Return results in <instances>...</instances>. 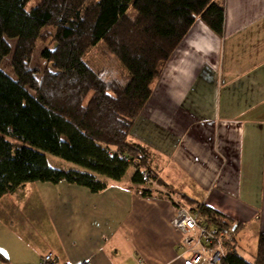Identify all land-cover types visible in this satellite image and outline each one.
<instances>
[{
  "label": "crops",
  "instance_id": "0c3cea01",
  "mask_svg": "<svg viewBox=\"0 0 264 264\" xmlns=\"http://www.w3.org/2000/svg\"><path fill=\"white\" fill-rule=\"evenodd\" d=\"M225 6L223 38L194 24L128 140L162 157V187L238 225V252L242 230L264 233V0ZM131 174L99 194L34 182L2 197L0 264H184L174 203Z\"/></svg>",
  "mask_w": 264,
  "mask_h": 264
},
{
  "label": "trees",
  "instance_id": "16d2710c",
  "mask_svg": "<svg viewBox=\"0 0 264 264\" xmlns=\"http://www.w3.org/2000/svg\"><path fill=\"white\" fill-rule=\"evenodd\" d=\"M28 1L0 0V200L34 182H65L99 194L129 169L132 187L150 196L152 184H162L163 159L129 142L130 132L194 24L223 38L225 0H40L26 11ZM99 42L119 60L126 81H105L83 61ZM44 153L79 169L55 168ZM180 200L173 199L174 206L197 212L224 234L228 250L219 264H264V233L248 261L231 240L238 225Z\"/></svg>",
  "mask_w": 264,
  "mask_h": 264
},
{
  "label": "built area",
  "instance_id": "2783aa9c",
  "mask_svg": "<svg viewBox=\"0 0 264 264\" xmlns=\"http://www.w3.org/2000/svg\"><path fill=\"white\" fill-rule=\"evenodd\" d=\"M145 177L148 178V175ZM175 209L172 225L182 233L180 251L183 263L219 264L228 250L227 246H224V234L218 232L217 227L213 228L202 222L197 212L178 204ZM41 264H54L51 254L44 256Z\"/></svg>",
  "mask_w": 264,
  "mask_h": 264
},
{
  "label": "rangeland",
  "instance_id": "374dc122",
  "mask_svg": "<svg viewBox=\"0 0 264 264\" xmlns=\"http://www.w3.org/2000/svg\"><path fill=\"white\" fill-rule=\"evenodd\" d=\"M40 0H29L26 4V8L25 10L29 11L32 8L36 7L38 2ZM42 45H39V49H41ZM45 46H49L48 43L45 44ZM38 49V51H39ZM9 58L6 59L5 61V65L7 66L9 64ZM88 66L89 68H91L92 70H94L95 72L97 71L102 78L105 79V81H108L109 79H116V80H121V81H126L128 79L126 72L124 71L123 66L120 65L119 60L116 59L115 56L110 55L107 50H105L104 46L102 45V42H99L97 44V46L88 54H86L84 56V60H83ZM12 139V138H10ZM46 159L48 160V163L53 166V167H61V168H67V166L70 167H75L77 168L75 165H73L70 162H66L63 161L62 159L58 158V157H54L48 153H44ZM130 171H132V169H129V171L127 172V174L125 175L124 178H126ZM148 182V181H147ZM153 187L152 190H154V194L156 195V197H164L170 201H172L174 199L175 202H181L180 198L182 197L181 195H176L173 192L167 190L165 187H162V185L160 184H156L153 183L152 184ZM161 191L162 193H158L155 191ZM169 194L168 196H164L163 194ZM190 206V204H186V207ZM223 222L226 223L228 226L232 227L233 225L231 224V222L227 219H223ZM238 240V248L236 250H238V252L246 259V260H252L254 255L256 254L257 250H256V246H257V237L253 236V228H251V226L248 227V229H244V231L242 230L241 233H239L237 235Z\"/></svg>",
  "mask_w": 264,
  "mask_h": 264
}]
</instances>
